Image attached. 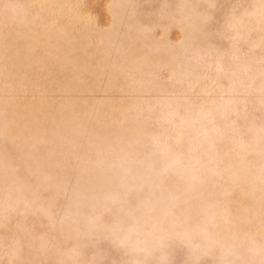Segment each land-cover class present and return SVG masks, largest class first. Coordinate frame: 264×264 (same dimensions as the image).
I'll use <instances>...</instances> for the list:
<instances>
[{
  "label": "rangeland",
  "instance_id": "obj_1",
  "mask_svg": "<svg viewBox=\"0 0 264 264\" xmlns=\"http://www.w3.org/2000/svg\"><path fill=\"white\" fill-rule=\"evenodd\" d=\"M0 264H264V0H0Z\"/></svg>",
  "mask_w": 264,
  "mask_h": 264
}]
</instances>
